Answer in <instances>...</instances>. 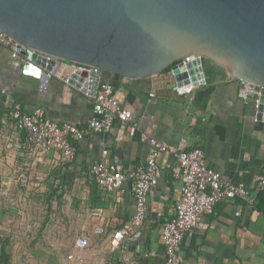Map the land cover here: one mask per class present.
<instances>
[{
    "label": "crops",
    "instance_id": "obj_1",
    "mask_svg": "<svg viewBox=\"0 0 264 264\" xmlns=\"http://www.w3.org/2000/svg\"><path fill=\"white\" fill-rule=\"evenodd\" d=\"M11 53L0 44L1 193L17 182L54 183L59 201L74 214L85 216L79 229L91 239H103L105 264H164L161 226L174 216L183 182L175 177L179 172L175 156L159 155L145 221L113 250L111 233L134 212L130 182L124 181L121 192H104L90 168L101 162L129 172L143 165L150 146L142 134L176 152L197 147L208 167L225 181L247 186L254 202L252 206L239 199L218 202L211 214L199 219L198 231L184 237L180 264H264V191L256 186L264 177V120L256 121L254 101L239 95L241 82L228 80L223 71L208 66L204 84L178 95L168 73L135 81L103 75L101 81L112 84L114 96L131 112V119L126 125L115 121L107 133L71 137L75 156L58 166L53 152L38 154L14 129L9 120L11 107L16 104L27 113L42 109L46 119L84 128L93 116V97L57 77L40 85L38 79L24 74L23 57L13 58ZM15 142L21 148H15ZM56 191L49 188L48 199ZM93 212L99 216L92 217Z\"/></svg>",
    "mask_w": 264,
    "mask_h": 264
},
{
    "label": "water",
    "instance_id": "obj_2",
    "mask_svg": "<svg viewBox=\"0 0 264 264\" xmlns=\"http://www.w3.org/2000/svg\"><path fill=\"white\" fill-rule=\"evenodd\" d=\"M0 32L42 86L81 66L87 70L70 72L67 84L94 97L103 75L168 73L181 86L204 83L209 66L259 87L248 98L258 121L264 116V0H0Z\"/></svg>",
    "mask_w": 264,
    "mask_h": 264
},
{
    "label": "built area",
    "instance_id": "obj_3",
    "mask_svg": "<svg viewBox=\"0 0 264 264\" xmlns=\"http://www.w3.org/2000/svg\"><path fill=\"white\" fill-rule=\"evenodd\" d=\"M0 44L12 51L11 56L13 58L19 56L18 44L2 32H0ZM188 60L192 63L194 60L201 61L202 57L191 56ZM57 63L58 61H56ZM26 64L27 62L24 66ZM194 64H191V68L195 74L197 72L196 68H200V64ZM63 65L65 66V64ZM82 70H87V68L69 66V70L62 73V78H65L62 81L67 84V76L70 72ZM202 73L203 71H199L198 75ZM197 80V84L189 82V84L175 86V92L178 95L187 94L195 86L205 83H199L200 80ZM241 85L239 95L243 98H248L250 94H259L260 92V88L255 85L244 82ZM82 93L87 95L86 92ZM92 111L93 116L84 128H79L70 123L59 124L46 119L42 109H34L30 113L24 112L16 104L11 107L9 120L14 129L24 135L25 141L35 152L40 155L53 152L55 164L65 166L75 156V146L70 141L71 137L81 139L89 133H107L115 121L126 125L131 119V112L116 99L114 88L109 82L100 81L97 93L93 97ZM255 119L258 121L257 118ZM132 131H134V127L131 128ZM142 140L148 141L150 152L145 163L135 170L123 172L118 165H105L101 162H95L90 168L94 181L104 192H121L122 185L126 180H129L131 186L134 212L126 222L111 233L109 247L111 250L118 248L124 239L130 237L133 231L144 223L147 214V197L157 182L158 157L160 154L168 152L175 156L179 166V172L175 174V177L182 179L183 182L181 183L180 197L175 203V214L161 226V242L164 247V264H180L181 259L178 253L182 241L187 234L198 231L200 228L199 219L202 216L211 214L217 203L222 200L239 199L252 206L254 198L251 190L243 183L235 184L225 181L218 172L208 167L200 148L195 147L176 152L146 134H142ZM14 147L21 148L20 142H15ZM103 153L105 154L106 151ZM256 186L259 191H264V177L258 181ZM98 216V213H92V217ZM96 231L97 233L101 232L100 230ZM89 244L87 236H79L76 241L78 250L87 248Z\"/></svg>",
    "mask_w": 264,
    "mask_h": 264
},
{
    "label": "rangeland",
    "instance_id": "obj_4",
    "mask_svg": "<svg viewBox=\"0 0 264 264\" xmlns=\"http://www.w3.org/2000/svg\"><path fill=\"white\" fill-rule=\"evenodd\" d=\"M49 188L57 190L51 199ZM58 191L54 183L36 180L0 192V264H105L103 239L79 229L85 216L60 202ZM79 236L89 238L83 250L76 246Z\"/></svg>",
    "mask_w": 264,
    "mask_h": 264
},
{
    "label": "trees",
    "instance_id": "obj_5",
    "mask_svg": "<svg viewBox=\"0 0 264 264\" xmlns=\"http://www.w3.org/2000/svg\"><path fill=\"white\" fill-rule=\"evenodd\" d=\"M168 70H166V72H167ZM53 197V193L51 194V196H50V199ZM3 250V249H2ZM2 254L4 255V257H5V260L4 261H7V257H6V254H5V251L3 250L2 251Z\"/></svg>",
    "mask_w": 264,
    "mask_h": 264
}]
</instances>
